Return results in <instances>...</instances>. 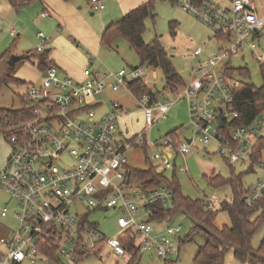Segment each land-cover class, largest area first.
<instances>
[{
	"label": "built area",
	"instance_id": "1",
	"mask_svg": "<svg viewBox=\"0 0 264 264\" xmlns=\"http://www.w3.org/2000/svg\"><path fill=\"white\" fill-rule=\"evenodd\" d=\"M26 4V2L24 3ZM95 11L104 6L90 0ZM184 12L214 31L217 52L202 61L192 79L167 99L165 90L148 87L142 67L128 72L100 74L84 70L83 79L60 78L53 66H48L46 86H27L22 94L25 108L33 118L15 126L10 138L12 151L0 168V189L8 196L2 218L12 214L16 225L7 236L0 237V264L35 263L37 257L47 258L53 252L57 264H76L91 255L101 259L105 251L112 258L127 261V243H134L138 255L157 258L161 264L178 256V240L182 228L166 227L159 231L154 225L153 207L175 208L172 193L165 187L143 190L135 179L128 177L126 153L134 147L152 150L149 160L159 173L173 171L175 158L189 155L194 139L176 142L166 136L159 142H148L145 131L166 118L170 108L186 100L190 122L197 143L216 141L220 154L230 165L258 167L261 178L246 189L244 204L253 208L264 200V165L252 164L255 148L262 138L264 113L248 126H233L238 119L234 111V92L240 86L229 62L249 51L258 63L264 55L257 53L258 40L264 30V0H230L228 6L210 0H185ZM42 18L47 17L41 14ZM41 54L49 39L37 34ZM200 56L199 48L193 51ZM141 81L148 93L137 97L130 85ZM126 89L137 100L146 127L130 139L121 137L118 122L123 113L114 103L110 112L98 121L84 123L77 117L106 90ZM219 118L223 126H219ZM230 128L227 139L220 130ZM184 174L185 170L177 169ZM114 211L118 232L107 239L97 224L87 221L90 212ZM206 211L213 210L207 203ZM55 262V261H53ZM56 263V262H55Z\"/></svg>",
	"mask_w": 264,
	"mask_h": 264
},
{
	"label": "rangeland",
	"instance_id": "2",
	"mask_svg": "<svg viewBox=\"0 0 264 264\" xmlns=\"http://www.w3.org/2000/svg\"><path fill=\"white\" fill-rule=\"evenodd\" d=\"M100 1L105 10L95 11L90 0H73L71 2L72 10L65 11L55 6L51 0H34L28 5L22 4L18 8L12 7L8 0H0V56L7 49H12L13 56L25 57L29 54L36 58L40 55L36 53V48L40 45L37 34L41 33L50 40L43 51L49 66L55 64L67 76L76 81L82 80V73L86 67H89L91 72L100 74L116 73L121 70L128 72L131 69L140 68L136 53L124 39H117L110 49L99 46L100 42L97 40V45L102 48L97 53L88 48V41L94 43L95 36L100 38V34L109 24L111 6H116V0ZM210 1L214 2V0ZM184 2L185 0H154V19L153 21L151 19L146 21L143 33V40L147 44L156 37L160 40L176 72L183 81L182 87L189 84L191 74L198 65L202 61L210 59L219 47L214 38V31L197 20L192 13L182 10ZM43 5L51 8L55 16L52 14L46 18H41L40 15L44 11ZM124 15L119 14L113 21L120 20ZM58 26L63 29H59ZM13 30L15 33H12ZM55 39H58L59 44H55ZM52 48L58 51L56 56L53 55L54 52L46 53V50ZM197 48L201 50V56L193 55V51ZM33 57L30 60L18 62L14 68V78L22 83H10L0 87V110H21L25 107L22 102V94L27 86H46L47 76L40 71L36 64H32L35 59ZM229 66L235 71L233 76L239 82L255 87H264L260 65L249 51H245L242 58L231 59ZM142 68L146 74L143 81L146 82L147 86L158 91L163 90L165 82L161 71L149 67ZM240 69L246 71L245 76L238 73ZM166 97L169 100L175 98L173 94H167ZM114 103H117L125 113L118 122V129L122 138L130 139L146 127L145 118L139 111L136 98L126 89H121L118 92L104 91L95 97L91 104H88V107L77 119L87 124L98 121L103 115L110 112ZM261 130L264 139V127ZM172 132L176 133L180 142L184 139H194V144L189 149V155L184 158H175L176 171L180 168L185 170L184 174H175L181 194L193 200L198 199L205 205L211 203L213 205L212 211L217 212L214 226L217 228L229 227V216L226 212L220 211V207L223 202L231 200L232 190L229 186L210 187L205 179V177L215 176L228 179L231 176L229 164L221 156L220 146L216 141H211L204 146L197 143L193 135L194 126L189 119L186 100H180L174 104L164 120H160L145 131V137L148 142H159ZM11 151L12 146L0 131V168ZM151 154L152 150L150 149L144 152L142 148L134 147L126 153L128 165L136 169H145L147 167L146 156L150 157ZM259 163L264 165V147ZM231 167L235 175L242 174L244 189L254 185L261 178L257 166L253 167V171L250 172H248L250 168L248 164H234ZM164 176L171 180L173 173L168 171ZM8 202V196L0 189V213L6 206H9V210L12 208ZM115 220L116 215L112 210L90 212L87 215V221L91 224H97L99 231L107 239L114 237L118 232ZM15 225L11 213L6 218H2L0 215V235L3 234L4 230H13ZM154 226L159 231H163L168 226H180L182 230L179 237L185 243L180 246L178 256L173 258L172 262L193 264L198 247L204 243V238L197 233L191 234L196 223L188 215L177 214L171 220L163 221ZM263 239L264 222L260 224L252 237L251 247L254 250L258 249ZM23 264L31 263L26 261ZM33 264L57 263L47 258L37 257ZM76 264H127V262L108 256L98 259L91 255L79 260ZM139 264H161V262L155 257L146 255L140 259ZM223 264H249V262L248 260L237 261L233 251L229 250L224 256Z\"/></svg>",
	"mask_w": 264,
	"mask_h": 264
},
{
	"label": "trees",
	"instance_id": "3",
	"mask_svg": "<svg viewBox=\"0 0 264 264\" xmlns=\"http://www.w3.org/2000/svg\"><path fill=\"white\" fill-rule=\"evenodd\" d=\"M34 0H8L9 4L18 8L26 2ZM65 3L73 0H61ZM200 2L201 0H192ZM25 4V5H26ZM148 19H154V0H148L135 9L128 12L120 20L109 24L100 36V43L104 47L111 48L112 44L119 38L124 39L131 49L136 53L140 67H149L160 70L165 82L163 90L169 94H174L183 86V81L176 72L167 52L163 48L160 40L156 37L150 43H145L143 33L145 23ZM12 55V49H7L0 56V87L10 83H22L14 78V68L9 65ZM32 56L26 55L20 61L30 60ZM19 61V62H20ZM36 65L42 73L49 66L47 57L41 53L36 57ZM260 72L264 80V63H259ZM234 70H229V74H234ZM238 73L245 76V70H238ZM132 91L137 97L148 93V89L142 86L141 81H136L130 85ZM234 111L238 113V119L234 121L233 126H248L253 120L264 113V87H255L251 84L240 83V86L234 92ZM33 115L31 111L23 107L19 111L0 110V131L4 134L6 141L14 133L15 126L31 120ZM230 128L226 126L220 130V134L227 139ZM173 140L178 142L175 132L167 134ZM264 147V139L261 138L255 148L252 164L260 162L261 151ZM144 152L146 147H141ZM147 167L145 169H136L130 165L126 167L128 177L135 179L139 186L145 190H154L159 187L167 188L173 195L175 208L172 210H163L159 207H153V220H171L177 214H185L190 217L196 226L191 234L197 233L203 236L204 243L198 247L197 254L193 259V264H223L224 256L227 251L232 250L234 258L243 262L248 260L249 264H264V239L258 249L251 247V240L261 223L264 222V200L257 203L253 208H247L244 204V195L246 189L242 186V174L235 175L232 167L229 165L231 176L224 179L221 176L205 177L210 187L219 188L229 186L232 190V198L228 202H223L220 211L226 212L230 219V226L217 228L214 226V220L217 212L206 211L204 202L193 200L181 194L180 186L176 180V169L172 171L173 178L168 180L165 173H159L156 167L146 156ZM253 171L251 166L248 172ZM190 237V236H189ZM188 237V239H189ZM185 241L179 238V248ZM129 258L127 264H139L140 257L134 243L126 245ZM49 260H58L53 252H46ZM167 264H177L176 261Z\"/></svg>",
	"mask_w": 264,
	"mask_h": 264
},
{
	"label": "crops",
	"instance_id": "4",
	"mask_svg": "<svg viewBox=\"0 0 264 264\" xmlns=\"http://www.w3.org/2000/svg\"><path fill=\"white\" fill-rule=\"evenodd\" d=\"M52 2H53V4H55V6H58L59 8H61L62 10H65V11H71L72 10V6H71V2H69V3H65V2H63V1H61V0H51ZM100 1V0H99ZM148 0H116V6H111V14L109 15V18H108V23L109 24H111V23H114L115 21H113V20H115V18H116V16H119V14L121 15V14H127L128 12H130L131 10H133V9H135L136 7H138V6H140L141 4H143V3H145V2H147ZM229 1L230 0H214V2H216V4H218V5H221V6H228L229 5ZM101 2V1H100ZM43 8H44V11H43V13L42 14H46L47 16H50V15H54L55 16V13H54V11L51 9V8H49L48 6H46V5H43ZM103 10H105V8L103 9ZM111 16V17H110ZM40 17H41V15H40ZM42 18V17H41ZM46 18V17H45ZM110 20V21H109ZM112 20V21H111ZM117 21V20H116ZM108 24V25H109ZM107 25V26H108ZM106 26V27H107ZM59 27V29H63L61 26H58ZM105 30V29H104ZM12 33H15V31L13 30L12 31ZM102 34V33H101ZM101 34H100V36H101ZM264 30L261 32V34H260V37H259V40H258V52L260 53V54H263L264 55ZM99 37V36H98ZM98 37H96L95 36V40H94V43H92V42H87V45H88V48L89 49H91L93 52H95V53H97V52H99L104 46L103 45H101V43H100V45L99 46H102V48H99V46L97 45V40L100 42V38L98 39ZM56 40V43L55 44H59L58 42V39H55ZM53 42H55V41H53ZM260 45H262V46H260ZM55 46V45H54ZM92 46V47H91ZM110 49V48H109ZM49 50V52H48V54H51L52 52H54L55 54H53V55H55L56 56V54H58V51L55 49V48H52V49H48ZM29 55V54H28ZM31 56V55H30ZM201 56V55H200ZM33 57V56H32ZM33 58H35V56L33 57ZM50 61H53L52 59H50ZM36 58L34 59V61H33V63L32 64H36ZM91 64H92V62H90ZM262 63H264V61L262 62ZM51 66H54L56 69H57V71H58V75L59 76H64V77H62V78H66V77H69V76H67L66 74H65V72L64 71H62L61 70V68L60 67H58V66H56L55 64H53V65H51ZM89 67H86L84 70H86V69H88ZM84 72V71H83ZM193 74V73H192ZM192 74H191V79H192ZM82 79H83V73H82ZM190 79V80H191ZM104 116V115H103ZM7 159V158H6ZM6 159L4 160V163H3V165H2V167L5 165V162H6ZM8 203H10V202H8ZM6 218V217H5ZM9 232L10 231H8V230H4V232H3V234L2 235H0L1 237H4V236H7L8 234H9ZM106 256H108V257H111L110 256V252H108V251H105V253H104V257H106ZM97 258V257H96ZM99 259V258H98ZM127 262V261H126Z\"/></svg>",
	"mask_w": 264,
	"mask_h": 264
},
{
	"label": "water",
	"instance_id": "5",
	"mask_svg": "<svg viewBox=\"0 0 264 264\" xmlns=\"http://www.w3.org/2000/svg\"><path fill=\"white\" fill-rule=\"evenodd\" d=\"M49 50H46V53H48ZM22 59V57H16V56H11L10 60H9V65L13 66L15 65L17 62H19ZM219 126L222 127L223 126V121L221 118H219Z\"/></svg>",
	"mask_w": 264,
	"mask_h": 264
}]
</instances>
